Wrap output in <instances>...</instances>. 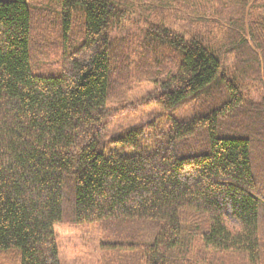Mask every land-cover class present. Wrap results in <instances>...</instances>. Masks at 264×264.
I'll return each mask as SVG.
<instances>
[{"label":"trees","instance_id":"1","mask_svg":"<svg viewBox=\"0 0 264 264\" xmlns=\"http://www.w3.org/2000/svg\"><path fill=\"white\" fill-rule=\"evenodd\" d=\"M43 1L0 0V251L97 223L99 264H264V0Z\"/></svg>","mask_w":264,"mask_h":264},{"label":"rangeland","instance_id":"2","mask_svg":"<svg viewBox=\"0 0 264 264\" xmlns=\"http://www.w3.org/2000/svg\"><path fill=\"white\" fill-rule=\"evenodd\" d=\"M138 19L139 15H137L136 12L125 14L120 22L119 29L114 31L113 35L126 38L131 35V33L137 32L138 27L136 25L140 23ZM233 61V57L229 56L228 63L231 64ZM145 68L147 69V67ZM149 88L150 86H144L136 91L131 98L132 102L135 98L143 96ZM159 111L160 109L158 106L131 111L113 120L110 127L112 130H117L139 120H146L149 118V115ZM172 115L177 118L185 119L191 116V111L188 107H183L172 113ZM148 136L149 132H146L145 138H147L149 144L150 140ZM54 229L57 235L60 264H99L100 230L97 223L84 225L60 223L56 224ZM0 264H19V251L17 249L1 250Z\"/></svg>","mask_w":264,"mask_h":264}]
</instances>
